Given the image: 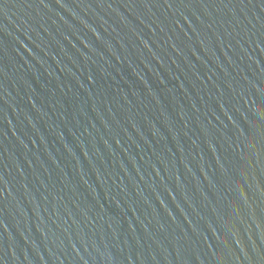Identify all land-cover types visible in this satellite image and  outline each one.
Listing matches in <instances>:
<instances>
[{"label": "water", "instance_id": "1", "mask_svg": "<svg viewBox=\"0 0 264 264\" xmlns=\"http://www.w3.org/2000/svg\"><path fill=\"white\" fill-rule=\"evenodd\" d=\"M0 264H264V0H0Z\"/></svg>", "mask_w": 264, "mask_h": 264}]
</instances>
